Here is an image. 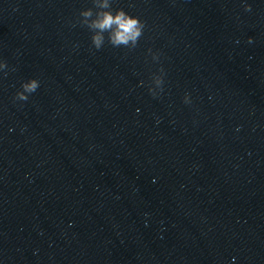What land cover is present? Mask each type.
I'll list each match as a JSON object with an SVG mask.
<instances>
[{"label":"water","instance_id":"water-1","mask_svg":"<svg viewBox=\"0 0 264 264\" xmlns=\"http://www.w3.org/2000/svg\"><path fill=\"white\" fill-rule=\"evenodd\" d=\"M110 4L0 0V264H264V0Z\"/></svg>","mask_w":264,"mask_h":264},{"label":"clouds","instance_id":"clouds-1","mask_svg":"<svg viewBox=\"0 0 264 264\" xmlns=\"http://www.w3.org/2000/svg\"><path fill=\"white\" fill-rule=\"evenodd\" d=\"M95 7L98 9L95 14L92 8L82 9L80 12L83 20L82 24L86 25L92 30V43L96 49H100L105 41L104 33H108V41L114 47L125 46L129 48H135L138 40L143 35L145 27L144 21L138 16L131 15L123 8H118L113 12L111 10L110 0H93ZM245 11H251V5L244 4ZM251 39V38H250ZM151 51V50H150ZM153 59H159V53H153ZM7 64L5 61L0 60V70L5 69ZM163 68L160 69V74L153 75V81L157 87L162 90L163 85ZM5 75L7 73L5 72ZM39 87V81L35 78L29 79L22 84L23 90H18L16 93V99L26 101L28 94L33 93ZM150 92L155 91L150 88ZM185 101H188L186 94Z\"/></svg>","mask_w":264,"mask_h":264}]
</instances>
